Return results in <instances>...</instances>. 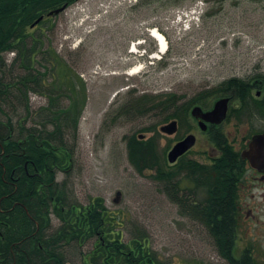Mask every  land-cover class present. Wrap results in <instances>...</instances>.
Wrapping results in <instances>:
<instances>
[{
    "label": "rangeland",
    "instance_id": "rangeland-1",
    "mask_svg": "<svg viewBox=\"0 0 264 264\" xmlns=\"http://www.w3.org/2000/svg\"><path fill=\"white\" fill-rule=\"evenodd\" d=\"M201 6L207 10L200 23L183 30L178 15L184 18V11ZM51 19L31 33L42 41L37 60L55 70L32 87L37 91L30 88L32 115L26 116L23 102L15 97L10 107L11 113L28 127L41 126L44 115L49 118L41 109L49 106V95L55 97L50 105L54 110H63L73 102L72 116L74 100L78 102L77 127L59 119L72 163L68 172L58 171L57 180L70 201L87 204L93 196L103 197L122 223L124 240L145 235L162 263L229 264L207 226L189 213H182L171 199L169 183L153 177L154 170L140 173L134 167L129 160L127 137L135 132L150 137L155 130L141 129L153 124L159 129L168 122L165 115L172 112V107L157 106L161 99L176 95L180 103L230 78L264 75V0H179L163 5L148 0H78ZM152 28L164 33L169 43L159 60L130 51L136 43L148 53L158 52L157 40L150 34ZM138 41L144 42L140 46ZM51 47L63 60L56 68L54 60L49 63L51 58L44 53ZM8 58L5 71L9 74L1 75L4 81L24 73L10 65L14 53L10 52ZM42 64L37 67L44 70ZM138 64L141 70L131 74ZM74 82L77 87L72 86ZM142 94L154 96L150 109L139 115L125 114V104ZM35 112H42V118ZM51 122H46V128H54ZM231 125L232 119L224 124V130H233ZM254 125L263 124L255 121ZM247 126L240 123L234 130L240 134ZM186 128L188 125L181 126L172 135L161 132L159 147L163 149L182 136ZM198 132V143L187 157L204 160L212 151V143L207 134ZM118 190L122 196L116 203ZM239 202L240 248L253 244L255 255L264 260V185L244 192ZM59 224L52 215L50 228L55 230ZM92 246V240L83 246L76 242L67 245L70 263L86 264L84 253Z\"/></svg>",
    "mask_w": 264,
    "mask_h": 264
},
{
    "label": "trees",
    "instance_id": "trees-1",
    "mask_svg": "<svg viewBox=\"0 0 264 264\" xmlns=\"http://www.w3.org/2000/svg\"><path fill=\"white\" fill-rule=\"evenodd\" d=\"M75 1L77 0H0V69L3 66V53L12 49L20 50L21 65L26 69V74L14 80V87H8L0 77V102L12 100L11 95L14 96L16 90L17 95L25 99L26 116L32 114L28 105L30 88L43 82L47 73L55 69L52 65L47 66L31 59L34 55L32 53L39 49L42 41L38 39L31 44L30 26L49 10L65 3L71 5ZM44 53L50 56L49 63L52 64L54 60L55 68L58 62L63 61L58 59L53 49L45 48ZM37 62L42 64L44 70L35 66ZM72 86L77 87L75 82ZM232 87L240 92L235 94V98L238 97L242 102L244 91L247 87L251 90L252 84H248L243 78L233 77L203 91L186 103L179 104L175 95L161 99L157 106L164 109L172 107V112L165 115L168 119L173 116L183 117L184 112L188 117L193 104L208 106L215 97L229 95L228 91ZM153 100L154 96L142 94L132 98L122 110L125 114H143L150 109L149 103ZM54 102L55 97L49 95V106L41 108L48 113L49 118L44 115V119L40 121L41 126H16L11 123L12 128L16 126L20 132L26 131L27 145L38 143L39 153L42 154L39 157L37 150V155H32L33 157L27 150L24 153L23 157L28 160V168L33 176L25 171L23 165H14L12 161L7 164V171L8 175L18 178L17 182H0V264H54V257L57 258L56 264H64L67 245L76 242L83 246L93 237L96 242L90 251L84 253L86 264H165L151 248L145 235L124 240L122 223L107 207L103 197L93 196L87 204L70 201L63 184L56 180L57 169L68 172L72 163V152L63 141L59 119L67 120V126L77 127L80 107L74 100L75 112L72 116L70 108L73 102L63 110L51 109L50 105ZM256 104L261 106L260 103ZM47 121H52L53 129L46 128ZM141 130H155V133L150 137L139 138V133L135 132L127 137L129 160L134 167L140 173L154 170L153 177L169 183L168 193L171 199L180 206L182 213H189L207 226L221 255L229 264H264V260L255 255L253 244L240 248L238 242L242 213L239 209L237 186L243 165L237 162V156L233 153L223 128L215 140L211 138L220 153L209 164L191 157H182L177 163L170 164L167 152L172 143L169 142L163 149L159 147L158 137L161 132L156 124ZM41 142L44 143L43 146ZM1 143L6 148L10 146L12 159H19L20 156L14 155L12 150V146L19 145L18 141H7L3 127L0 126V152ZM2 172L3 167L0 166V173ZM52 215L59 219L60 224L54 231H49ZM16 241L20 242L13 245Z\"/></svg>",
    "mask_w": 264,
    "mask_h": 264
},
{
    "label": "flooded vegetation",
    "instance_id": "flooded-vegetation-1",
    "mask_svg": "<svg viewBox=\"0 0 264 264\" xmlns=\"http://www.w3.org/2000/svg\"><path fill=\"white\" fill-rule=\"evenodd\" d=\"M145 1H147V0H145ZM148 1L149 2L150 1H157L161 5L166 4L168 2L169 3L179 2V0H148ZM46 18H49V17H44L42 22ZM51 20L52 19L49 18L48 22H51ZM42 22H39L33 28H30V33L33 32V29H35L40 24H42ZM31 34H32V37L30 39V42H31V44H34V42L36 40H38V38L35 34H33V33H31ZM51 49H53V48L51 47ZM38 51L39 50L37 49L34 53H32V54H34L33 56H31V59L33 61H37L36 57H37ZM10 52L14 53V58L11 61L10 65L14 64L15 61L20 62L22 59V56H21L22 54L20 53L19 49H12V50L5 51L2 55L3 66L0 69V77L3 74L5 76H8V74H9V71H5V69H6V65H9L8 54ZM37 64H38V62L35 63L36 67H37ZM245 81L248 84L251 83L252 88L250 90V88L247 87V90L244 91V96H242V97H244V100L242 102L239 100L238 97L235 98V94H238L240 92L236 91V89L233 87H232V89H230L228 91L229 95H223V96H229L230 97L228 117L223 122V124L214 125L212 123H206V127H205L206 129L203 130L200 127L199 119L196 117H193L190 114V112H191L190 110H189V116L188 117H186L185 112H184L182 115L183 117H174V118L170 119V120L176 119L178 121V130L181 128V126L188 125V128L185 129L184 134L182 136L172 140L171 146L175 142H177L178 140L182 139L183 137H185L186 135H188L190 133H193L196 135V138H197L196 144H197L199 137H200V133L198 132V130L200 132H204L205 134L208 135V140H209V142L212 143V147H211L212 151L210 153H208L209 156L207 159L200 160L201 162L208 163V164L212 163L213 159L216 158L220 153L218 147L213 144L212 139L215 140L220 129L221 128L224 129V124L226 122H229L232 119L231 127H233V130L232 129H231V131L225 130V132H226V135L228 137L229 142L232 145V151L237 156V158H236L237 162L241 163L243 165V171L241 173L240 180L238 181V186H237V195H238L239 200L242 198V195L247 190L252 189V187L259 188V187H261V185H264V149L255 151L252 149V146H251V144L254 140V137L258 134L264 133V77H254L250 81L249 80H245ZM4 82L7 83L8 80L4 81ZM218 85H216V86H218ZM216 86H214V87H216ZM209 89H212V88H208L205 90H209ZM205 90L198 92L193 97L198 96L200 93H202ZM193 97L189 98L188 100H191ZM16 98L18 101L23 102L24 108L26 109L25 99L20 97V95ZM237 101H240V102H238L236 105ZM10 102H11L10 100H7L8 107H9L8 113L11 114ZM186 102H187V100H184L180 103H186ZM241 103H243V105H241ZM256 103H260L261 106L257 105ZM28 105L30 107L29 96H28ZM211 107L212 106L210 105L209 107H203V108H204V110H208ZM240 107H241V110L239 109ZM41 113L42 112L37 114V112H35V115L36 116L38 115V117H40V116H42ZM26 115H27V110H26ZM4 116L9 117L8 114H4ZM255 121H258V122L262 123L263 125L256 127L254 125ZM240 123H246L248 126L245 128L244 132L238 134V132L235 131L234 129L236 127H238ZM24 124L25 123L23 121V122H21V124L17 123L16 126L24 125ZM16 126H15V128H12L8 119L4 120L3 125H2L3 130H4V134H5V138L7 139V141H10L11 139L17 140L19 143L20 149H22L20 151V153L18 154V155H20L19 159H12L11 158V152L6 151L7 149L10 148V146H8V148H6L1 143L2 151H6L5 154L8 157V159L7 160H3V159L1 160L0 159V166L3 167V172L0 173V182L3 180V181L9 182V184L10 183H16L17 182L16 180L18 179L17 177H15L12 174L8 175L7 164L12 163V161H14V163H15L14 165H16V164H18L19 166L23 165V168L25 169V171L27 173H29L31 176L34 175V174H31L30 172H28V160H26L25 157H23L24 153H25L26 146H27V135H28V133L26 131L20 132V130L17 129ZM28 127H32V126H28ZM41 146H43L42 143H41ZM171 146H170V148H171ZM191 151H192V149L184 155H188ZM14 155H17V154L15 153ZM178 160H180V158ZM35 170H37V169H35ZM58 171H63V170L57 169L56 173H58ZM36 173H38V171ZM6 177L10 178V180H7ZM56 180H57V177H56ZM239 209L241 212L242 206L240 205V202H239ZM51 226L52 225H50V227ZM49 231H54V230L51 229Z\"/></svg>",
    "mask_w": 264,
    "mask_h": 264
},
{
    "label": "water",
    "instance_id": "water-1",
    "mask_svg": "<svg viewBox=\"0 0 264 264\" xmlns=\"http://www.w3.org/2000/svg\"><path fill=\"white\" fill-rule=\"evenodd\" d=\"M66 8V5L61 6L60 8L51 10L49 15L57 14L63 11ZM43 16H40L33 24H37ZM229 107V97H221L214 102V105L211 109L204 111L200 105H195L191 113L194 117L199 119V124L202 129H206V123L211 122L215 124H220L227 117ZM178 124L177 120H172L166 124H163L160 129L166 133H174L177 131ZM140 138H143V135L140 134ZM196 142V136L194 134H188L183 139L179 140L174 146L170 149L167 154L168 160L170 162H175L181 155L187 152ZM252 149L255 151L264 149V133L258 134L254 137V140L251 144ZM122 196V192L118 190L116 192V197L114 198L115 202H119Z\"/></svg>",
    "mask_w": 264,
    "mask_h": 264
},
{
    "label": "bare ground",
    "instance_id": "bare-ground-1",
    "mask_svg": "<svg viewBox=\"0 0 264 264\" xmlns=\"http://www.w3.org/2000/svg\"><path fill=\"white\" fill-rule=\"evenodd\" d=\"M154 34V35H153ZM156 40H157V42H158V46H159V54H156V56H159L160 54H161V52H167V50L169 49V43H168V41H167V38L164 36V34L160 31V30H154V32L151 34ZM158 38V39H157ZM160 41V42H159ZM135 46H136V44H134V47L133 48H135ZM14 66H17L19 69H22L23 70V74L22 75H24V74H26V69L21 65V61L20 62H17V61H15L14 62ZM141 70V66H140V64H138V65H135V66H133L132 67V69H131V71H130V73L131 74H134V73H137L138 71H140ZM22 75H20V76H22ZM1 80H3L2 82L4 83V79H2L1 78ZM15 80V79H14ZM14 80H10V81H8L6 84L8 85V87H14L16 84H15V81ZM4 96V95H3ZM12 97H14L15 96V98L16 97H18L19 95H17V91L15 90L14 91V96L13 95H11ZM17 99V98H16ZM1 104H0V115H3L4 116V114H8L9 115V117H0V122H1V127H2V125H3V122H4V120H9V123H10V125H17V123H19V124H21V120L19 119V118H16V116H14V114H10V113H8V110H9V107H8V103H7V101L5 100L4 102H0ZM15 119H18L17 120V122H15L14 120ZM12 123V124H11ZM12 125V126H13ZM35 126V125H34ZM34 126H32V127H34ZM43 145H44V143L43 142H41ZM26 146V145H25ZM13 148H12V150L14 151V153H16L17 155L20 153V151L22 150V149H20V146L18 145V146H12ZM39 147H38V143H35V144H28L27 146H26V149H25V152H26V150L28 151V153L30 154V156H32V155H37V153H36V150L38 151V153H39V149H38ZM11 150V148H9V149H7L6 151H10ZM6 151H1L0 152V159H3V160H7L8 159V157L6 156ZM41 154L42 153H39V157H41ZM35 155V156H36ZM20 156V155H19ZM33 157V156H32ZM39 157H37V159L39 158ZM41 159V158H40ZM12 160V159H11ZM28 172H30V170H29V168H28ZM16 203H19V202H16ZM59 226V225H58ZM57 226V227H58ZM48 230H51V228L49 227V229ZM89 240H92V243L94 244L95 242H96V238L95 237H93V238H91V239H89ZM20 241H16V242H13V245H16L17 243H19ZM56 257H54V258H52V260H53V263L54 264H56L57 263V261H56ZM64 261H66L65 263H69V264H71L70 263V260H69V257L67 256V254H66V252H65V255H64ZM64 263V264H65ZM14 264V263H13Z\"/></svg>",
    "mask_w": 264,
    "mask_h": 264
}]
</instances>
